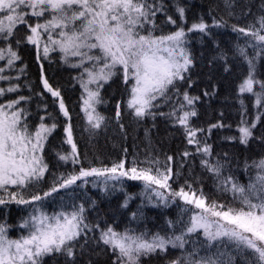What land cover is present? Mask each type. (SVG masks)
<instances>
[{"label":"snow or ice","instance_id":"obj_1","mask_svg":"<svg viewBox=\"0 0 264 264\" xmlns=\"http://www.w3.org/2000/svg\"><path fill=\"white\" fill-rule=\"evenodd\" d=\"M223 5L227 18L210 8L189 23L192 0H0V264H144L152 258L162 264H264V153L243 160L215 153L213 131H233L223 111L206 128L193 122L197 104L219 94L211 77L199 94L192 92L198 80L190 37L198 36L215 50L209 67L219 61L225 72L237 70L238 119L234 134L222 139L245 153L254 141L264 145V0L255 13L238 0ZM219 30L231 37L226 47ZM26 57L36 67L34 80L27 78ZM53 64L75 72L89 140L114 120L126 141L122 118L128 114L182 130L184 150L163 158L159 150H146L143 159L127 147L116 156L81 153L63 90L48 74ZM113 84L119 98L105 100ZM111 100L113 117L98 110ZM60 128L53 165L48 144ZM197 159L213 180L212 194L195 174ZM129 182L142 185V203L121 223L119 214L135 197ZM88 185L104 197L121 192L124 200L115 210L100 209ZM144 199L158 209L175 206L179 214L155 231L141 227ZM12 206L23 213L15 224L8 222Z\"/></svg>","mask_w":264,"mask_h":264},{"label":"trees","instance_id":"obj_2","mask_svg":"<svg viewBox=\"0 0 264 264\" xmlns=\"http://www.w3.org/2000/svg\"><path fill=\"white\" fill-rule=\"evenodd\" d=\"M239 4H251L252 11L255 13L258 10L260 0H238ZM215 9L214 15L219 17L224 15L227 18V13L224 9L223 0H192V8L188 13L189 23L195 15L203 13L207 16L209 9ZM240 8H237L239 11ZM208 23L211 24V19L208 18ZM192 40V51L196 56V66L193 69V78L198 80L197 86L192 90L193 94H199L205 85L209 82V77L212 79V83L218 85L219 94L212 99L208 100L206 103H198L197 108L199 110V118H194V124L202 125L205 128L208 123H214L219 118V113L221 111L225 114L224 123H232L233 131L228 130H214L212 138L209 143L214 145L215 153L223 154V152L228 151L230 154H240V159L243 160L244 155L249 156L259 155L264 153V145L258 142H253L247 153L242 146H238L234 143H229L224 141L222 138L228 135L234 134L235 123L234 121L238 119L236 115V104L234 102L235 98V83L237 80V70L234 68L231 72H225L222 62H216L213 66L209 67L208 60L213 57L215 50L212 44L205 40L203 43L199 41L198 36L190 37ZM231 37L228 33L223 30L218 32V40L221 47H226ZM29 63L28 69V79L34 80L36 78V67L31 61V57H26ZM48 74L52 79V82L58 84L62 90L65 97L66 104L72 112L73 124L76 127V138L79 143L81 153L87 151L88 155L91 156L94 152L103 154L105 156H116L122 152L124 147L129 149V152L133 151L139 154V158L143 159L146 150L156 149L160 151L161 158L165 153H178L184 150V140L182 135V130L178 128H172L169 122L157 118L155 122V127H153V122L150 119L137 122L133 117L125 114L122 118V123L125 125L127 140H124L123 134L120 132L119 126L114 122L109 123L107 129H101L99 133L89 140V134L82 131L84 127L83 114L80 112L79 108V97L80 89L79 84L71 79V76L75 75V72L67 69L66 67L59 66L58 64H53L48 68ZM39 89H37L38 91ZM25 94L27 92L25 91ZM104 99L110 100L113 95L119 98V90L117 85L113 84L111 87H106L104 91ZM49 104V111L52 112V100L50 97L47 98ZM39 103V99L36 98L32 102V109L35 110ZM98 110L106 116H114V100L107 105H98ZM167 111L168 109H163ZM55 114V113H54ZM61 122H63V117H60ZM145 129H149L148 137L145 136ZM260 129H257V134H259ZM62 138V128L58 129L54 135L50 138L48 144L47 158L49 161L55 165L56 157L55 151L60 149V141ZM67 146H65V149ZM131 158V156L129 157ZM179 163V161H178ZM191 164V161H189ZM71 168H61V171H67ZM53 171H56L53 168ZM187 174V169H185ZM195 174L199 176L204 181L205 191L210 194L213 193V180L209 177L207 173H202L199 168V161H196ZM242 182H246L243 173L238 174ZM183 183V180L180 181ZM173 187H178L174 184ZM199 187V185H197ZM129 193H134L135 197L130 201L129 209L125 212L119 214V219L123 223L126 217L131 211L135 210L137 206L142 203V197L140 193L142 192V185L138 182H129L127 186ZM87 195L96 199L100 209L103 210H115L119 203L124 200V194L121 192H116L110 197H104L97 190L93 189L91 185L87 186ZM223 199V197H221ZM145 205V223L141 227H147L155 231L159 227L166 217L175 219L179 214V209L175 206H171L168 209H158L152 207L148 204L146 199L143 200ZM49 208V211H52ZM23 213L12 206L11 214L9 216L8 222L10 224L17 223L18 217ZM94 216L95 213H90ZM135 226V225H133ZM47 264H54L52 260H48ZM144 264H162V261L157 258H152L151 260H145Z\"/></svg>","mask_w":264,"mask_h":264}]
</instances>
